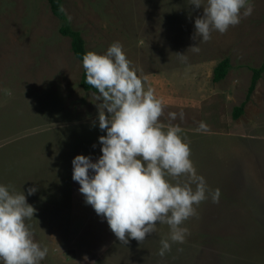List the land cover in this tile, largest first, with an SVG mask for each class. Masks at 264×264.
Instances as JSON below:
<instances>
[{
	"label": "rangeland",
	"instance_id": "374dc122",
	"mask_svg": "<svg viewBox=\"0 0 264 264\" xmlns=\"http://www.w3.org/2000/svg\"><path fill=\"white\" fill-rule=\"evenodd\" d=\"M250 2V16L203 42L193 39L203 8L190 0H62L87 52L122 44L145 88L164 105L160 122L182 129L208 186V198L194 206L197 215L181 225L190 232L185 242L161 258L167 224L158 223L143 243L124 245L72 179V160L98 159V138L106 133L98 126V93L81 88V62L59 33V19L46 0H0V185L23 191L36 209L26 223L48 249L40 264H264V71L246 97L264 54V0ZM224 58L227 72L213 81ZM30 187L37 189L32 195Z\"/></svg>",
	"mask_w": 264,
	"mask_h": 264
},
{
	"label": "clouds",
	"instance_id": "9594fccd",
	"mask_svg": "<svg viewBox=\"0 0 264 264\" xmlns=\"http://www.w3.org/2000/svg\"><path fill=\"white\" fill-rule=\"evenodd\" d=\"M202 4L203 0H190L195 9L203 8L202 16L195 19L193 37H202L203 42L211 39L213 31L223 34L254 11L250 0H206V6ZM191 49L200 51L198 46ZM177 56L186 59L184 54ZM82 63L86 83L98 92V126L106 134L98 138L102 153L98 159L77 155L72 160V179L80 185L86 204L107 220L124 245L130 239L143 243L158 223L167 224L170 237L160 240L157 253L164 258L173 243L183 244L190 234L181 225L196 216L194 206L208 198L206 181L190 159L191 148L180 135L182 129L160 122L164 105L152 88H145V80L131 66L119 41L104 54L88 51ZM169 117L174 120L176 114L169 113ZM181 177L186 179L182 181ZM36 191L35 187L27 189L28 195ZM220 194L219 189L210 192L213 203L219 202ZM35 212L23 191L17 193L11 185H0L3 264H40L46 258L47 247L34 241L31 226L26 223Z\"/></svg>",
	"mask_w": 264,
	"mask_h": 264
},
{
	"label": "trees",
	"instance_id": "16d2710c",
	"mask_svg": "<svg viewBox=\"0 0 264 264\" xmlns=\"http://www.w3.org/2000/svg\"><path fill=\"white\" fill-rule=\"evenodd\" d=\"M49 6L51 13L57 17L60 21V26L58 28L59 33L61 35L67 36L70 39V46L73 54L76 58L79 59L81 62V74L79 79V84L81 88L85 91H91L94 93H98L97 90L86 83V74L83 68V55L87 53L85 48V42L80 34L78 29H75L71 26L64 10L62 7V0H46ZM229 66V60L227 58L222 59L217 63V65L213 69L212 79L213 81H218L224 77L227 72V68ZM264 71V54L261 64L256 67L252 68L251 80L248 86L247 95L246 97L249 98L252 91L255 88V83L261 76L262 72ZM244 102L240 105L235 106L233 108L232 116L238 117L242 110H243Z\"/></svg>",
	"mask_w": 264,
	"mask_h": 264
}]
</instances>
